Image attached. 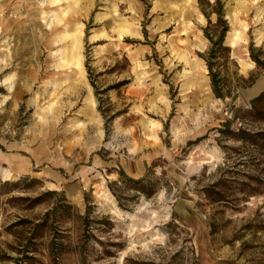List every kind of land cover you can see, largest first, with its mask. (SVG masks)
Wrapping results in <instances>:
<instances>
[{
	"label": "rangeland",
	"instance_id": "1",
	"mask_svg": "<svg viewBox=\"0 0 264 264\" xmlns=\"http://www.w3.org/2000/svg\"><path fill=\"white\" fill-rule=\"evenodd\" d=\"M261 77L264 0H0V264H264Z\"/></svg>",
	"mask_w": 264,
	"mask_h": 264
},
{
	"label": "trees",
	"instance_id": "2",
	"mask_svg": "<svg viewBox=\"0 0 264 264\" xmlns=\"http://www.w3.org/2000/svg\"><path fill=\"white\" fill-rule=\"evenodd\" d=\"M217 3L219 4V0H217ZM204 14L207 16V14L205 12H204ZM219 17H221V16H219ZM218 20L221 23V28H220L217 36H215V38H213V37L209 36L208 34H206L207 38L209 39V41L211 43V46H210V50L208 52L209 57H206L205 60H206V63H207L208 69H209L210 76H211L212 90L216 96L223 97V93L221 92V88L218 85L217 73L213 72V68H212V65H213L212 60L216 59L218 53H220L221 51H224V50H228V47L223 44L225 32L227 31V25H226L225 20H222V18H219ZM253 59L257 64H259V65L262 64V62L260 60H258L257 58H253ZM119 174L121 176H124V179L129 180V181H134L137 183L146 182L145 178L133 180L132 178L125 176V173L121 170H120ZM111 184L112 183L108 184V188L113 193V190L111 188ZM144 193H145V195H148L147 192H144ZM115 197H116L118 206L122 209L128 210L127 206L125 204H123L121 198L119 196H115Z\"/></svg>",
	"mask_w": 264,
	"mask_h": 264
},
{
	"label": "water",
	"instance_id": "3",
	"mask_svg": "<svg viewBox=\"0 0 264 264\" xmlns=\"http://www.w3.org/2000/svg\"><path fill=\"white\" fill-rule=\"evenodd\" d=\"M264 90V77H261L255 81L250 87L242 89L241 93L245 98L254 99Z\"/></svg>",
	"mask_w": 264,
	"mask_h": 264
},
{
	"label": "bare ground",
	"instance_id": "4",
	"mask_svg": "<svg viewBox=\"0 0 264 264\" xmlns=\"http://www.w3.org/2000/svg\"><path fill=\"white\" fill-rule=\"evenodd\" d=\"M178 12H180V11H178ZM182 16V15H181ZM233 44V43H232ZM71 54V53H70ZM75 54V53H74ZM68 55H69V52H68ZM64 57H62V59H63ZM73 59V58H72ZM60 63V62H59ZM67 63H69L68 62V60L67 59H63V61H61V63H60V67H64V66H67ZM8 78H5V80H7ZM11 86L12 85H10V88H11Z\"/></svg>",
	"mask_w": 264,
	"mask_h": 264
}]
</instances>
